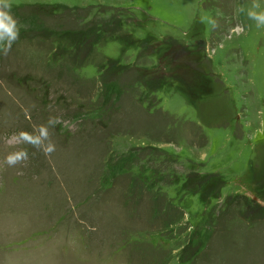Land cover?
I'll return each instance as SVG.
<instances>
[{
    "label": "rangeland",
    "instance_id": "rangeland-1",
    "mask_svg": "<svg viewBox=\"0 0 264 264\" xmlns=\"http://www.w3.org/2000/svg\"><path fill=\"white\" fill-rule=\"evenodd\" d=\"M12 2L0 264H264V28L237 11L252 0ZM49 117L46 156L18 134Z\"/></svg>",
    "mask_w": 264,
    "mask_h": 264
},
{
    "label": "clouds",
    "instance_id": "clouds-1",
    "mask_svg": "<svg viewBox=\"0 0 264 264\" xmlns=\"http://www.w3.org/2000/svg\"><path fill=\"white\" fill-rule=\"evenodd\" d=\"M12 0H0V53L7 56L11 51L12 45L20 37L19 22L12 15ZM239 13H243L249 20L255 22L258 28H264V8H262L259 0H252L250 6L239 5L237 7ZM60 123L58 117H49L47 124H41L34 127L33 132L21 131L18 134L20 142L31 145L46 156L55 151V144L50 138V128H54ZM28 151L20 149L9 153L5 157V163L8 166H15L28 159Z\"/></svg>",
    "mask_w": 264,
    "mask_h": 264
}]
</instances>
